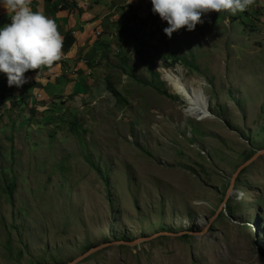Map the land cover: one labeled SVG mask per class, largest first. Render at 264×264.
Here are the masks:
<instances>
[{
	"label": "rangeland",
	"instance_id": "obj_1",
	"mask_svg": "<svg viewBox=\"0 0 264 264\" xmlns=\"http://www.w3.org/2000/svg\"><path fill=\"white\" fill-rule=\"evenodd\" d=\"M201 21L168 38L152 13L80 96L0 107V264H264V153L234 178L264 151V0ZM162 69L202 81L208 112Z\"/></svg>",
	"mask_w": 264,
	"mask_h": 264
},
{
	"label": "crops",
	"instance_id": "obj_2",
	"mask_svg": "<svg viewBox=\"0 0 264 264\" xmlns=\"http://www.w3.org/2000/svg\"><path fill=\"white\" fill-rule=\"evenodd\" d=\"M30 6L56 22L63 43L67 35L75 41L68 50H62V58L51 69L44 67L26 72L28 82L19 88L9 87L7 76L0 73L2 108L24 104L38 109L42 107L38 96L46 104L58 97L80 96L79 87L82 84L87 87L93 76L90 63L106 49L105 43L116 32L141 18L146 20L153 13L151 0H31ZM10 22L6 10L0 7V28ZM31 95L37 96L35 103Z\"/></svg>",
	"mask_w": 264,
	"mask_h": 264
},
{
	"label": "clouds",
	"instance_id": "obj_3",
	"mask_svg": "<svg viewBox=\"0 0 264 264\" xmlns=\"http://www.w3.org/2000/svg\"><path fill=\"white\" fill-rule=\"evenodd\" d=\"M255 0H151L153 14H158L168 27L164 34L186 28L193 31L206 13L246 11ZM31 0H0L10 23L0 28V73L7 76L8 86L27 83L25 73L44 67L49 69L62 58L63 36L56 22L33 11ZM39 78V72L36 80Z\"/></svg>",
	"mask_w": 264,
	"mask_h": 264
},
{
	"label": "bare ground",
	"instance_id": "obj_4",
	"mask_svg": "<svg viewBox=\"0 0 264 264\" xmlns=\"http://www.w3.org/2000/svg\"><path fill=\"white\" fill-rule=\"evenodd\" d=\"M174 71L161 70L164 80L168 83L171 91L187 102V109H185L184 113L189 116L206 114L208 111L205 92L202 88L203 82L196 79L186 80L184 75H178Z\"/></svg>",
	"mask_w": 264,
	"mask_h": 264
},
{
	"label": "trees",
	"instance_id": "obj_5",
	"mask_svg": "<svg viewBox=\"0 0 264 264\" xmlns=\"http://www.w3.org/2000/svg\"><path fill=\"white\" fill-rule=\"evenodd\" d=\"M74 41L75 40H74V38L71 35L65 36V41L63 43L62 50H64V51L68 50L74 44ZM105 44H109V43H105ZM139 56H140L141 59L144 60V62L148 63L149 69L152 72V74L157 75V72L155 71L154 67L152 66L151 61L148 60V58H146L144 51L140 50L139 51ZM108 89L113 94V96L117 99L118 103H121L123 101L122 94L114 87L113 83L109 82ZM161 93H163L164 95H166L167 97L172 98V99H176L177 98V97H175L173 95L168 94L165 91L161 92ZM33 110L34 109H32V111ZM187 236L188 235H186L185 237H187Z\"/></svg>",
	"mask_w": 264,
	"mask_h": 264
},
{
	"label": "water",
	"instance_id": "obj_6",
	"mask_svg": "<svg viewBox=\"0 0 264 264\" xmlns=\"http://www.w3.org/2000/svg\"><path fill=\"white\" fill-rule=\"evenodd\" d=\"M261 153H264V151H262V152H260V153H257V154L254 155L251 159H249L248 161H246L245 164H243L241 167H239L238 170H237V172H236V174H235V176H234V178H235L236 176H238V175L241 173V171H242L244 168H246V166H248L250 163H252V162H253V161H254V160H255V159H256ZM234 181H235V179H233V183H234ZM233 183H232V185H233ZM231 193H232V187H231L230 190L228 191V194H227V197H226L224 203L227 202V200L229 199ZM95 250H97V249H95ZM90 252H92V251H90ZM79 261H80V259H76V260H74L71 264L76 263V262H79Z\"/></svg>",
	"mask_w": 264,
	"mask_h": 264
}]
</instances>
